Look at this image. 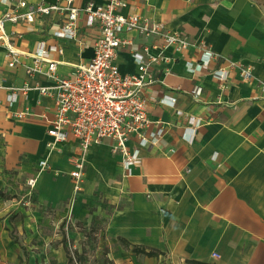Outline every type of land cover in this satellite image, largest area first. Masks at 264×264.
<instances>
[{"label":"crops","instance_id":"1","mask_svg":"<svg viewBox=\"0 0 264 264\" xmlns=\"http://www.w3.org/2000/svg\"><path fill=\"white\" fill-rule=\"evenodd\" d=\"M19 1L0 3V10ZM124 1L121 14L162 24L191 46L177 52L164 49L158 36L123 35L127 44L116 56L122 74L137 73L135 53L148 49L158 58L150 66L152 82L144 96L150 120L164 125L166 133L158 146L142 150V162L130 176L121 156L112 153V141L94 145L75 199L71 157L79 140L72 136L49 149L53 97L22 92L26 86L54 83L45 72L28 75L30 60L9 68L7 44L26 55L40 41L65 48L53 58L60 62L58 74L68 77L74 67L90 62L98 28L85 27L81 12L75 41L52 36L64 21L61 15L39 17L32 25L6 24L5 42L0 32V191L5 195L0 200V264H68L60 230L68 219L102 233L108 264H264V100H255L264 82V12L250 0ZM90 2L105 0H76L80 8ZM202 49L215 54L213 69L227 59L252 68V81H243L238 72L226 84L208 73L188 74L185 63L196 62ZM196 87L202 88L199 97L193 94ZM14 89L17 100L10 106ZM166 95L176 98L173 107L160 103ZM23 112L28 115L18 118ZM188 116L204 120L193 144L182 140ZM43 159L53 171L40 169ZM134 246L160 254H137Z\"/></svg>","mask_w":264,"mask_h":264},{"label":"built area","instance_id":"2","mask_svg":"<svg viewBox=\"0 0 264 264\" xmlns=\"http://www.w3.org/2000/svg\"><path fill=\"white\" fill-rule=\"evenodd\" d=\"M9 1L0 0V3ZM126 7L124 0H105L103 4L90 2L83 8L77 6L76 0H55L53 3L41 0L34 4L21 0L8 11L0 10V32L4 42L8 41L5 34L6 24L32 25L39 17L63 16L62 25L53 30L52 36L68 41L78 38L81 12L85 14V27L98 28L90 62L74 67L68 77L58 74L60 62L53 58L55 54L63 55L65 48L40 41L36 51L26 55L6 42L9 68H15L24 60H30L31 64L26 67L28 75L45 72L54 83L49 88L26 86L22 89L26 97L31 90L53 97L55 116L48 130L51 138L49 149L58 148L72 136L79 140V150L71 157L74 199L82 190L88 157L94 145L112 141V153L121 156L125 175L130 176L133 169L142 162V150L158 146L166 133L164 125L150 120L148 101L144 96L146 86L152 82L150 66L158 58L150 55L148 49L144 53H135L133 59L138 68L137 73L122 74L116 64V56L118 50L127 44L123 35L138 32L147 37L158 36L164 41V49L175 48L177 52H183L191 46L186 37L168 31L162 24L136 14H121L120 10ZM215 58L212 51L202 49L196 62L185 63L186 72L192 76L208 73L213 79L225 84L230 81L233 72H238L243 81H252V68L227 59L223 67L213 69ZM16 90L11 91L8 97L10 106L17 100ZM193 94L199 97L202 88L196 87ZM255 100H264V82L259 83ZM160 103L173 107L176 98L166 95ZM27 115L28 113L23 112L17 117L24 118ZM202 126L203 119L188 116L182 140L193 144ZM133 140L137 142L135 147L130 146ZM214 159H217V155ZM39 167L41 170H54L47 159L41 160ZM30 186L34 188L35 180L30 181ZM214 257L218 255L214 254Z\"/></svg>","mask_w":264,"mask_h":264},{"label":"rangeland","instance_id":"3","mask_svg":"<svg viewBox=\"0 0 264 264\" xmlns=\"http://www.w3.org/2000/svg\"><path fill=\"white\" fill-rule=\"evenodd\" d=\"M264 12V0H250ZM14 219L17 216H13ZM61 234L66 235L71 254L78 252L77 264H105V240L102 233L90 228H78L70 219L60 224ZM76 261V260H75Z\"/></svg>","mask_w":264,"mask_h":264},{"label":"trees","instance_id":"4","mask_svg":"<svg viewBox=\"0 0 264 264\" xmlns=\"http://www.w3.org/2000/svg\"><path fill=\"white\" fill-rule=\"evenodd\" d=\"M5 198V195L3 194L1 196V191H0V200L4 199ZM76 227L78 228H83V225L77 223L76 224ZM93 230H96L98 231L97 229H94V228H91ZM12 237L15 239L16 243L18 242V239L17 237H15L12 233ZM66 235L64 234L63 235V238H62V243L64 244V247H65V250H66V254H67V257H68V264H77L79 263L77 260H78V257L79 256V253L78 252H74V255L71 254V250L69 249V247H67V239H66ZM120 243L125 247V248H130L131 245L128 241H126L125 239H122L120 238L119 239ZM23 250L25 251V248L23 247ZM133 251L137 254H143V255H146L148 257H155V256H158L160 253L157 252V251H154V250H150V251H147L144 247H139V246H134L133 248ZM107 254H108V250L106 249L105 251V257H107ZM76 260V261H75ZM109 263V260L106 259L105 261V264H108ZM193 264H206V263H201V262H193Z\"/></svg>","mask_w":264,"mask_h":264}]
</instances>
